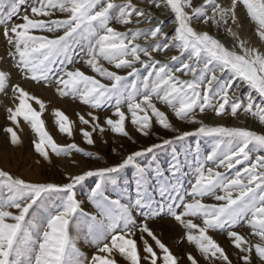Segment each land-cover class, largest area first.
<instances>
[{"label":"snow or ice","instance_id":"1","mask_svg":"<svg viewBox=\"0 0 264 264\" xmlns=\"http://www.w3.org/2000/svg\"><path fill=\"white\" fill-rule=\"evenodd\" d=\"M28 4L29 0H0V28L11 61L5 70L0 60V95L11 93L12 107L7 112L12 127L4 131L13 147L22 144L24 124L35 137V152L49 164L52 156L71 159L80 154L100 159L76 143L64 146L55 141L42 119L47 105L19 83H11L14 71L37 85L54 84L60 98L93 110L87 119L76 113L79 124L90 129L79 133L90 147H95V136L107 132L138 143L127 130L129 125L143 138L156 126L174 132L157 104L196 128L128 153L115 165L66 176L65 184L26 182L0 169V264H183L184 260L201 264L200 258L206 264H232L213 233L226 235L240 254L239 264H264V134L209 126L196 118L209 112L220 118L243 114L264 125V53L246 47L247 42L231 28L226 31L239 52L193 26L196 22L209 28L230 23L242 28L243 9L244 18L255 25V35L264 42V0H227L223 5L204 0L200 6H194V0H151L155 8L167 7L174 17L171 37L163 21L152 29L133 31L134 20L152 23L133 0H32L30 12L21 16L20 9ZM17 18L22 22L12 24ZM114 24L127 31L117 30ZM143 37L156 43L142 47L137 41ZM172 49L178 55L171 56L169 63L153 57L154 52ZM81 62L93 75L74 67ZM175 63L180 67L170 70ZM226 74H231L228 79ZM237 81L252 89L253 95L241 98ZM106 107L111 113L101 123L93 112ZM52 115L59 133L72 140L76 122L60 110ZM189 137L213 141L206 156L213 166L197 164L188 190L179 179L183 161L178 151L174 150L167 170L155 164L151 170L142 166L143 158ZM126 171L133 177L132 194L117 192ZM84 187L88 193L81 200L77 191ZM57 198L59 206L50 215L36 222L29 219L41 205ZM86 202L91 205L88 212ZM163 219L174 221L184 233L180 242L186 241L199 257L192 253L181 257L162 242L151 224ZM77 220L95 247L90 259L72 239ZM241 227L249 230L247 235L238 231Z\"/></svg>","mask_w":264,"mask_h":264},{"label":"rangeland","instance_id":"2","mask_svg":"<svg viewBox=\"0 0 264 264\" xmlns=\"http://www.w3.org/2000/svg\"><path fill=\"white\" fill-rule=\"evenodd\" d=\"M116 2L123 3L124 0H116ZM150 2L151 0H133V3L137 8L140 9L142 7V10L148 13L149 17L152 18V23H140L139 21L134 20V24L133 26H131L132 30L136 31L138 28L144 30L152 29L153 27L157 26L159 22L163 21L164 31L167 33L169 37H171L174 34L175 25L173 23L174 17L170 13V10L167 9V7L159 8L160 9L159 10L158 8H155ZM218 2L223 5L227 2V0H218ZM31 3L32 0H29V4L20 9L21 16L30 12ZM136 3L139 4L137 5ZM203 3L204 0H194V6H200ZM155 14L156 16H154ZM208 14L210 15L211 12H209ZM166 19L169 20L165 22ZM239 19L241 21V24L243 25L242 28L240 24L232 25L230 23L228 25H220V26L213 25L211 28H209L208 25H203L201 22H196L193 26L196 28L197 31H209L210 34L213 35L216 39H218L223 45H225V47L229 48L232 51L239 52V49L236 47V42L233 40L231 34L226 31L227 28H231L233 32L239 35L241 40L247 42L246 47L251 49H259L262 53H264V42H261L258 39V37L255 35V31H256L255 25L244 18L243 9L240 10ZM21 22L22 21L17 18V19H13L11 23L19 24ZM112 26L119 31H127V27L122 26L120 24H114ZM9 27H11V25H9ZM2 32L3 29L0 28V36L2 37V44H3L1 48L7 55L9 48L6 40L2 35ZM145 40H149V38L143 37L139 39L137 43H139L142 47H150L152 44L156 43L149 40V43L145 44ZM160 43H163V41H160ZM82 51L84 50L81 49V52ZM173 55H178V53H176L174 49L169 50L167 53H156V52L153 53L154 59L155 58L159 59L161 63H169L170 58ZM75 59L79 60L80 57L75 56ZM142 59H146V57H143ZM10 63L11 61L9 59L7 67L9 66ZM104 66L108 67L109 70L111 69L110 65L105 64ZM74 67L79 68L88 75H93L90 72V70L85 67L83 62L75 64ZM179 67H180L179 63L170 64V70H175L178 69ZM147 71L148 70H144V72ZM14 73L16 75V79L13 85L19 83L20 85H22V87L26 88V90L29 91L30 94L35 93L34 96L41 99L47 105L45 115L42 117V119L45 120L48 131L50 132V134L53 136V138L58 144L66 146L69 143H76L83 150L92 153L93 156L100 157L99 160H95V159L84 158L80 154H73L71 159L65 158L63 156L61 157L52 156L51 157L52 163L49 164L48 162L44 161L35 152L33 146L35 137L31 133L30 128L24 124H22L23 132L20 133L22 144L18 147H13L10 144L9 135L4 131L7 127H12L10 121L8 120V112H7V109L9 107H12L11 93L9 91V93L2 95V98H0V146H1L0 153H2L3 151H5V149H7V155H6L7 157L5 158V160L0 161V169L10 173L12 176L16 178H21L26 182H34V183L53 182L57 184H65L68 182L65 179L66 176L79 174L84 169H96V168L105 167L106 165H115L120 162L122 156H126L128 153H131L136 150H140L141 148H146L156 143H161L163 139H172L177 134H182L188 131H194L196 128V126L190 123H186V122L182 123V121L179 120L177 121L174 114L171 113V110L169 108H167L163 104H157V106L160 107L159 109L165 112L166 115H168L169 121L172 124V126L173 124H177L176 128L173 127L175 129L174 132L166 131L160 128L159 126H156L149 137L143 138L140 137L133 130L131 125H129L127 130L133 136V139L137 140L138 143L133 144L126 138H118L114 136L111 132H107L104 135L95 136L94 137L95 147H90L83 143V137L79 134L80 131H90V129H88L86 126L79 124V120L78 117L76 116V113L79 112L81 115H84L85 118L87 119L88 112L93 110L87 108L86 106L80 105L77 101H73L69 98H64V99L60 98L56 93V87L54 84L52 85V87H45L43 84L37 85L34 82L25 81L22 78V74H19L15 71ZM119 74L126 75L127 73L121 71ZM230 75L231 74H226L224 79H228ZM180 78L187 79V77H183V76H181ZM140 79L141 77H138L135 82L139 83ZM236 86L239 87L240 89L239 95L241 98H246L247 96L252 95L251 93H249V91L242 93L244 85L241 82L237 81ZM47 91L48 93H50L49 96L48 94H46ZM34 107L38 108V106L35 105ZM55 110L63 111L70 118V120L76 122V128L74 130V138L72 140H69L67 137L62 136L59 133L58 129L54 126V116L52 115V113ZM110 113H111V108H107V107L99 112H93V114H96L100 117L101 123L105 118L110 116ZM242 115L243 114H240L236 118H232L230 115H226L225 117L220 118V117H215L213 113L209 112L206 115L197 116L196 118L201 119L205 124H208L209 126L246 128L248 130H253L256 131L257 133L264 134V125L261 124H259L258 126L254 125L255 122L258 121L256 118H252L251 116L248 115H243V116ZM105 141H107V143H105ZM2 145H4L3 147L6 148L3 149ZM212 147H213V141L211 139H206L201 137H189L185 141L179 142L176 145H172L168 148L157 150L155 153L150 154L148 157L143 158L141 160V164L142 166L149 167L150 170L153 164H155L157 168H163L167 170L171 166L174 150L178 151L181 160L183 161L182 163L183 172L180 175L179 179L183 185V189L186 191L189 189L193 181V169L196 167L197 164H206L208 167L213 166L211 162L206 161V156L210 154ZM255 155L256 153L253 154L254 157ZM23 160H25L26 162ZM36 169L39 171H37ZM121 176L122 178L120 179L119 182L120 187L118 188L117 192L126 190L129 194H132V185H133L132 175L128 171H126L125 173L121 174ZM87 193H88L87 187L79 189L77 191L78 198L84 200L85 197L87 196ZM113 194L115 195L117 193H113ZM206 202L215 203L214 200H206ZM58 206H59V198L47 202L46 205H41V207L38 210L31 213L29 219L33 222L39 221L43 219L45 215H50ZM90 210H91V205L90 203L86 202L84 205V211L88 212ZM151 227L153 228L154 231L157 232L162 242H164L168 247H170V249L174 253L178 254L181 257H184L186 253H192L193 255L199 257V254L196 253L193 247L188 245L186 241L184 243L180 242L184 233L171 219H163L159 223L151 224ZM238 231H240L242 234L247 235L249 230L247 228L241 227L240 229H238ZM212 235L214 236V239L226 250L229 259L232 261V264H239L237 257L240 254L237 252V250H235L230 246V242L227 239L226 235L219 233H213ZM71 236L77 245L78 251L86 259H90L95 252V247L93 243L90 242V238L84 234L81 220H77L76 223L73 225L71 229ZM200 259H201V264H206V262H204L202 258ZM121 264H123L122 261ZM183 264H188V262L184 260Z\"/></svg>","mask_w":264,"mask_h":264},{"label":"bare ground","instance_id":"3","mask_svg":"<svg viewBox=\"0 0 264 264\" xmlns=\"http://www.w3.org/2000/svg\"><path fill=\"white\" fill-rule=\"evenodd\" d=\"M151 3V2H150ZM137 4V3H136ZM139 4V3H138ZM137 4V5H138ZM144 5V4H143ZM146 5V4H145ZM147 6V5H146ZM141 7V6H140ZM140 9H142V7L140 8ZM160 10V9H159ZM151 12V11H150ZM165 15V14H164ZM154 16H156V14L154 15ZM154 18V17H153ZM160 18V17H159ZM162 19V18H161ZM169 19H166V21L165 22H167ZM156 25V24H155ZM216 33V32H215ZM152 43V42H151ZM3 44H2V37L0 36V60H3V64H2V67L6 70L8 67H7V64H8V62H9V59L7 58V55H6V53L2 50V48H1V46H2ZM156 56V55H155ZM159 56V55H158ZM143 58V57H142ZM159 58V57H158ZM156 60H159V59H157V58H155ZM146 60V59H145ZM108 68V67H107ZM87 70V69H86ZM111 70V69H110ZM122 75V74H121ZM15 79H16V75H15V73L13 72L12 73V77H11V83L13 84L14 83V81H15ZM22 86V85H21ZM28 87V86H27ZM26 89V88H25ZM31 91V90H30ZM33 91V90H32ZM246 91H249V93H251L252 95H253V91H251V89L250 88H248V87H246L245 85H244V87H243V91H242V93L243 92H246ZM32 94V93H31ZM35 94V93H34ZM33 94V95H34ZM46 94H48V96H49V94L50 93H48V91L46 92ZM0 98H2V95H0ZM46 98V97H45ZM48 101V100H47ZM158 107V106H157ZM158 108H160V107H158ZM66 112V111H65ZM172 113V112H171ZM243 116V115H242ZM244 117H246V116H244ZM243 117V118H244ZM228 118V117H227ZM74 119V118H73ZM175 119V118H174ZM231 119V118H230ZM258 120V119H257ZM178 121V120H177ZM243 122V121H242ZM251 122V121H250ZM255 122V121H254ZM183 123V122H182ZM217 124V123H216ZM177 124H173V127H177L176 126ZM255 126H258L259 125V122L258 121H256L255 122V124H254ZM257 128V127H256ZM255 128V129H256ZM185 131V130H184ZM53 134V133H52ZM24 145V144H23ZM4 145H2V148L3 149H5L6 147H3ZM26 146V145H25ZM0 148H1V146H0ZM21 149V148H20ZM23 149V148H22ZM23 152V151H22ZM17 154V153H16ZM26 154V153H25ZM7 155V149H5V151H3L2 153H0V161L1 160H5V158L7 157L6 156ZM19 155V154H18ZM22 155V154H21ZM17 157V156H16ZM19 157V156H18ZM23 161H25V160H23ZM6 162V161H5ZM26 162V161H25ZM10 163V162H9ZM3 164V163H2ZM5 164V163H4ZM7 165V164H6ZM9 165V164H8ZM16 166H18V165H16ZM10 168V167H9ZM28 169V168H27ZM38 169V168H37ZM36 169V170H37ZM37 171H39V170H37ZM39 173V172H38ZM27 174V173H26ZM26 174H24V175H26ZM35 174V173H34ZM33 174V175H34ZM39 176V175H38ZM30 178H31V176H30ZM183 237V236H182ZM180 238V237H179ZM218 239V238H217ZM175 241V240H174ZM181 241V240H180Z\"/></svg>","mask_w":264,"mask_h":264}]
</instances>
